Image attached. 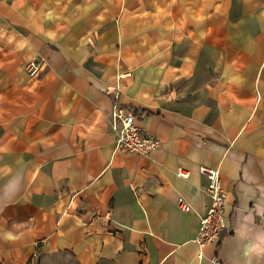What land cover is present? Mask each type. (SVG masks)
<instances>
[{
  "label": "crops",
  "instance_id": "crops-1",
  "mask_svg": "<svg viewBox=\"0 0 264 264\" xmlns=\"http://www.w3.org/2000/svg\"><path fill=\"white\" fill-rule=\"evenodd\" d=\"M115 105L160 146L118 150ZM56 255L264 264V0H0V264Z\"/></svg>",
  "mask_w": 264,
  "mask_h": 264
},
{
  "label": "built area",
  "instance_id": "built-area-1",
  "mask_svg": "<svg viewBox=\"0 0 264 264\" xmlns=\"http://www.w3.org/2000/svg\"><path fill=\"white\" fill-rule=\"evenodd\" d=\"M37 72L38 69L34 67L32 75ZM110 126L115 134L118 150L148 156L160 146L159 140L144 133L136 121L134 112L123 106L115 105L112 109ZM199 172L208 180L207 194L211 199V204L201 219L200 230L196 238V243L203 247L207 244L221 243V237L227 231L225 216L227 201L219 170L201 167ZM179 175L184 179L189 178L188 172L183 171Z\"/></svg>",
  "mask_w": 264,
  "mask_h": 264
},
{
  "label": "rangeland",
  "instance_id": "rangeland-1",
  "mask_svg": "<svg viewBox=\"0 0 264 264\" xmlns=\"http://www.w3.org/2000/svg\"><path fill=\"white\" fill-rule=\"evenodd\" d=\"M36 264H76L74 259L66 255L40 257Z\"/></svg>",
  "mask_w": 264,
  "mask_h": 264
}]
</instances>
